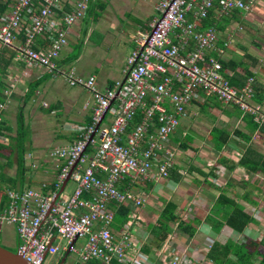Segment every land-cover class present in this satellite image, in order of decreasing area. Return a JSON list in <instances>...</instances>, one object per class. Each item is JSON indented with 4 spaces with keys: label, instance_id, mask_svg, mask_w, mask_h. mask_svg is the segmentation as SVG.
Instances as JSON below:
<instances>
[{
    "label": "built area",
    "instance_id": "1",
    "mask_svg": "<svg viewBox=\"0 0 264 264\" xmlns=\"http://www.w3.org/2000/svg\"><path fill=\"white\" fill-rule=\"evenodd\" d=\"M255 1L158 0L147 28L132 39L123 79L100 90L94 76L83 79L56 63L67 44L66 28L81 18L84 3L65 13L64 0H14L12 4L0 0V6L6 7L0 13V45L14 50L18 61L86 89L94 105L91 124L82 128L79 138L50 152L63 162L52 189L8 193L7 204L0 210V232L4 225L13 227L16 253L26 263L60 264V254L68 249L79 264L147 261L137 244H132L127 228L116 240L110 205L140 208L145 199L133 195L130 188L142 181L168 178L174 164L168 136L198 91L264 124V113L250 103L252 79L242 88L232 86L231 73L211 55L223 53L216 47L215 26L200 30L210 13L217 21L234 12L249 13ZM20 34L23 40L16 44ZM37 37L48 41L43 51L33 48ZM138 115L140 120L129 128ZM67 177L66 184L74 185L70 195L64 189L59 192ZM124 182L129 187L122 189ZM164 250L167 264H202L188 260L184 252Z\"/></svg>",
    "mask_w": 264,
    "mask_h": 264
},
{
    "label": "crops",
    "instance_id": "2",
    "mask_svg": "<svg viewBox=\"0 0 264 264\" xmlns=\"http://www.w3.org/2000/svg\"><path fill=\"white\" fill-rule=\"evenodd\" d=\"M109 1L105 3V0H64L62 10L65 13L73 12L78 3H84L85 9L81 18L66 28L67 44L56 61L60 68L73 70L76 76L83 79L94 76L96 85L100 90L111 88L115 82L123 79L122 72L125 60L132 50L131 48L127 54L125 53L126 55H123L122 65L119 68H115V71L104 69L109 67L110 63V57H107L104 51V44L108 42L110 35L114 32L119 33L120 37L118 38L125 39V30H117L121 26L116 23L118 18H120L118 15L120 14L124 18L125 12L133 11L136 4L147 0H114V7L109 6ZM13 2L14 0H9V4ZM157 2L158 0H153L151 4L147 3V7L153 10L151 15L145 13V17L136 15L130 18L131 23L134 25V30L138 32L147 28L148 23L155 15ZM260 5H264V1L256 0L249 13L234 12V17L232 15L219 21L214 18L215 23L212 26L217 28V30L215 29L217 36L216 47L223 51L221 57L217 56L218 59L233 65V70L226 69L231 73L228 76L229 82L231 79L237 85L239 84V89L245 86L249 78L252 79V98L250 103L257 106L260 112L264 113V20H260L258 14L253 15ZM142 10L140 8L137 14ZM2 12H5V10ZM94 12L96 14L91 19L90 15ZM102 14H104L105 26L98 28L99 32H97V24L101 22ZM115 15L118 17L116 18ZM244 22L254 26L252 32L243 33L247 27ZM248 28L251 29L252 27L248 25ZM112 30L114 31L111 33ZM133 37L131 38L132 43ZM22 40L23 36L20 34L16 39V44L21 43ZM47 43V39L37 37L33 48L36 51H43ZM214 54L217 55L216 52ZM106 60L107 64H104ZM0 74L1 83L4 85V88L1 89L4 90L5 96V101L0 104L2 106L0 108V122H4L3 134H0V158L3 159L4 154L8 153L7 157L4 158V163L0 165V170L2 166L9 167L14 165L16 167L14 176H9L8 178L3 176L5 179L14 180L13 189H8L7 185H4L6 186L4 188V178L0 179V185L2 186L0 202L3 197L6 199L4 205L0 207V210H2L7 204L8 193L27 188L36 190L46 188V191L52 189L63 162L61 159H55L50 156V152L55 148L71 145L79 138L82 128L91 124L94 105L92 96L86 89L70 86L62 77H53L44 68L18 61L14 50L1 45ZM231 85L236 88L234 83ZM41 95L42 97H40ZM39 97L43 100L41 107L47 109L48 112L64 109L63 112L66 119L64 118L61 129L53 134L51 131L45 132L42 129H35L32 134L29 131L30 126L25 123L24 110H26L25 115L28 118L33 117L38 123L43 126L46 125L43 114L34 105L36 98ZM7 112L10 115H7ZM19 115L22 116V121L19 120ZM251 117H253L251 114L243 113L235 106L222 104L214 98L206 97L202 91H198L196 96L185 107L184 116L180 119L179 127L169 136L167 141L169 151H172L175 155L173 157L172 170L169 172L170 177L160 181H142L130 188L132 194L136 197L144 198L145 203L137 209H134V206L131 205L129 207L126 206L128 209L127 222L122 225H120V218L116 219L114 215L111 228L114 231L116 240L119 239L120 231L127 228L132 244H137V250L146 256V262L148 263L156 261V264H167L164 250L167 247L174 252H184L188 260L207 264L206 262L210 261L207 259V254L212 242L214 240L222 241L219 237L217 238L219 235L222 236V229L219 234L215 233L207 223V228L205 227L202 230L197 225L196 227L198 228H195L196 232L192 237H188L183 233L182 235L180 233L176 235V230L174 231L173 228L162 243L153 249L151 257L148 258V255L142 252L143 245L151 242L150 228L156 222L161 211L156 212L153 224L145 226L144 233L147 235L144 236V240H138L137 235H140L139 226H141L139 224L145 222V219L143 220L142 218H147L149 215L147 213H151L148 206L149 203H146L147 192L156 189L158 185L159 187H166V182H171L172 187L178 186L184 177V173L189 175V181L193 184L191 187H206L209 188L208 191L211 189L215 190L213 187L217 185L216 182L219 178H222V175H224L225 180L220 185L225 188L245 185V180L241 179L243 175H245L243 179L248 178L247 174L254 177L261 175L260 173H248L240 167L229 169L248 150L264 157V129L260 128L261 125L257 124L254 117L250 119ZM29 132L31 134L30 142L28 141ZM48 143H52L50 151V148L47 149ZM182 144H185V146ZM28 148L30 149L28 150ZM20 149H22V158L19 161L18 154ZM12 154H14L13 161L10 158ZM188 158L193 161L194 165V170L191 173L186 172V170L190 169V164H192L187 165L185 163ZM34 163L37 165H34ZM34 172L38 173L37 176L34 175ZM47 175L50 178H45ZM10 183L11 181L7 182L11 186ZM68 184L69 182L63 188L65 195H70L74 188L72 184V187L67 190ZM125 187H129L127 182H124L120 188L124 189ZM216 187L219 186L217 185ZM193 196L197 197V199L199 197L197 194H193ZM184 197L176 196L175 199H178L175 201L170 199L168 201L174 202L178 209L179 205L192 202L189 196L187 198L190 200ZM197 199H194V202H197ZM175 213L178 216L177 210ZM201 224L200 226H202ZM208 229L212 234L216 235V238L211 239L210 242L206 241L210 235L208 234ZM173 235L175 239L172 237ZM199 241L202 242L200 246L198 245ZM208 243L211 244L208 245ZM3 244L16 248V237L15 241L5 237ZM62 255L60 254V259ZM97 264L101 263L97 262Z\"/></svg>",
    "mask_w": 264,
    "mask_h": 264
},
{
    "label": "rangeland",
    "instance_id": "3",
    "mask_svg": "<svg viewBox=\"0 0 264 264\" xmlns=\"http://www.w3.org/2000/svg\"><path fill=\"white\" fill-rule=\"evenodd\" d=\"M108 0H105V3H107ZM153 0L150 1H146V2H140L138 4L135 5V9L133 11H127L124 13V18H122V16L119 14L118 16L120 18H118V22L116 21V23L120 26V28H118L117 30L121 29V30H125L124 32V38L125 39H119L118 37H120L119 33H113L110 36V39L108 40V42H106L104 44V51L105 54L107 55V57H110V63H109V67L104 68L105 70H112L115 71V68H119L122 65L121 60H123V55L126 53H128L130 51L131 48H133V43L131 41V38L133 36L136 35V30H134V25L131 23L130 18H133L136 15H140L145 17L146 14L151 15L153 10L150 8H148L147 3L151 4ZM264 1V0H262ZM108 6V5H106ZM109 6L110 7H114V0H110L109 1ZM122 6V5H120ZM142 8L143 10L140 11L137 14V11ZM261 8V9H260ZM112 10V9H111ZM113 11V10H112ZM106 12V11H105ZM115 12V11H114ZM95 12L93 14L90 15V18H94L95 16ZM258 14V18L260 20H264V5H260V7H258L256 9V11L254 12L253 15ZM104 14H102L101 16V22L97 24V32H99L98 28H102L105 26L104 24V20L105 18L103 17ZM116 18L118 17L117 15H115ZM244 24H246V30L245 32H243L244 34L247 31L252 32V29L254 28V26L248 22H244ZM251 26L252 28L249 29L248 25ZM127 29V30H126ZM114 30L111 31V33ZM109 33V31H107ZM91 33V32H90ZM94 35V33H93ZM103 35H105V33H103ZM129 35V36H128ZM105 40V39H104ZM122 47V48H121ZM125 54V55H126ZM105 57V56H104ZM100 62V60H99ZM104 64H107V60ZM106 66V65H105ZM63 79V78H62ZM42 97V95L40 96ZM36 98L34 100H36L35 102V107L38 108V111H40L45 119V124L46 125H42L40 123H38L35 119H33V117H27V115H25L26 110L23 111L24 116H25V123L26 125L30 126L29 131H34L35 129L38 130H44L45 132H50L53 134L54 132H57L58 130L61 129V124L65 118V114H64V109L62 110H55L53 112H48L47 109L42 108L41 107V103H42V98ZM7 115L9 114V112L6 113ZM10 115V114H9ZM67 117V116H66ZM108 116L106 117V120H108ZM30 119V121H29ZM66 119V118H65ZM52 123V124H50ZM43 127V128H42ZM33 134V133H32ZM30 137L28 138V141L30 142L31 140V134L29 132ZM49 139V137H48ZM52 143H48L47 144V149H49V151L52 149ZM30 148H28L29 150ZM8 155V153L4 154V157H2L3 159L0 158V165H2L5 161L4 158H6ZM175 156V155H174ZM13 161L14 159V154L11 155L10 157ZM32 162V161H30ZM193 161H191V159H186L185 163L188 165L190 163H192ZM34 165H37L36 163H34ZM1 168V166H0ZM190 169L186 170L187 173H191L194 170V165L193 163L190 164ZM0 172L2 173L0 175V179L4 177L8 178L9 176H14L16 173V167L14 165L11 166H2V169L0 170ZM36 172V171H35ZM34 175L37 176L38 173H35ZM237 174V173H236ZM222 175V174H221ZM183 179H181L179 185L172 187L171 182H166L167 186H163V187H159V185L156 187V189H152L149 190V192H147V202L149 203V210H151V213H147L149 214L147 218H142L143 220L145 219V222L139 224L141 226L140 227V235H137L138 240H144V236H146L147 234L144 233L145 230V226H149L151 224L154 223L155 221V215L156 212L160 211L161 208L164 206V204L168 201V199L170 200H176L178 198L175 199V197H179V196H185L184 198L186 199L188 196L190 197V199H192L191 201L194 202V199H197V197H194L193 194H197L199 197L197 199V202L195 201L194 203L192 202H188V203H183L181 205H179L178 209H177V214L179 216V218L184 222L185 221H192L193 218H197L202 222H204V218L207 215V213L209 212L212 202L213 200L216 198V195L218 193L217 190H213L211 189L210 191L209 188H194L191 187L190 181H189V175L184 173L183 175ZM224 175H222V178H219L216 182V184L220 187V188H225L224 186L222 187L223 181L225 180V178L223 177ZM245 175L241 176L242 180H245V185H236V186H229L227 187V194L230 198L234 199L236 202H238V204H240L243 207V210L249 214L252 218H254L255 223L248 225V227L245 229L243 235H239L236 234L234 232L229 231L228 229H222L221 230V235L222 236H217V238L219 237V239H221V242H224L226 240V238H230L231 240H234L236 242L242 241L244 236L251 238V239H256V240H260L261 236L264 234V176L262 175H256L255 177L253 175H248L247 179H243ZM49 176H45V178H48ZM50 178V177H49ZM193 179V178H192ZM6 184H3V186ZM216 185V186H217ZM72 187V183L69 182L67 190H69ZM172 187V188H171ZM218 187V188H219ZM4 188H6V186H4ZM6 191V190H5ZM244 191L248 192L249 195V199L254 201L255 204H251L245 201H242L240 198L243 194ZM210 193V194H208ZM212 193V194H211ZM187 198V200H190ZM200 223V224H201ZM200 224L198 225L199 229H205V227L207 228L206 223L204 222L203 224H201L202 226H200ZM173 224H171L172 226ZM197 225H195V228ZM175 229V226H172V229ZM176 230V229H175ZM181 234L182 233L180 231L177 232L176 230V235L177 234ZM208 234L209 235V239L206 241L210 242L211 239L216 238V235L212 234L209 229H208ZM7 238L9 240L15 241V232L13 227L8 226V225H4L1 229L0 232V245L4 248L6 247L9 251L12 252H16V248L13 246H6L5 244H3V239ZM147 240V239H146ZM82 242V240H78L75 244L76 248H79L80 243ZM140 242V241H139ZM138 243V242H137ZM201 241H199V246L201 245ZM207 245V244H206ZM192 246V244H191ZM256 250L263 254L264 253V248L262 246H258L256 248ZM257 259V258H256ZM258 261L255 260V262ZM148 262H146L145 264H147ZM156 264V261H150V263L148 264ZM207 264H212L210 261L206 262ZM43 264H47V261H45ZM65 264H79L76 262V255L75 254H71L68 255V257L66 258ZM159 264V263H157Z\"/></svg>",
    "mask_w": 264,
    "mask_h": 264
},
{
    "label": "trees",
    "instance_id": "4",
    "mask_svg": "<svg viewBox=\"0 0 264 264\" xmlns=\"http://www.w3.org/2000/svg\"><path fill=\"white\" fill-rule=\"evenodd\" d=\"M5 10V5L0 6V12ZM66 11V10H65ZM3 13V12H2ZM233 15V14H232ZM231 15V16H232ZM234 17V15L232 16ZM238 18V16H236ZM223 19V18H221ZM220 19V20H221ZM213 13L209 14V17L205 19L201 26V28H207L212 26L214 22ZM217 30V28L215 27ZM246 30V29H245ZM213 57H215L222 65L223 68L228 70H233V65H229V63H225L218 59L217 55L214 52L211 53ZM235 78V77H234ZM229 80V79H228ZM230 83L236 85L238 89L239 84L237 85L234 81L230 79ZM4 85L1 83V74H0V104L5 101L4 96ZM185 110V109H184ZM253 116V115H252ZM254 117V116H253ZM251 117L250 119H252ZM19 120L22 121V116L19 115ZM140 120L139 115L136 116V119L130 123V127H133ZM257 124H259L257 122ZM180 122L177 128L179 127ZM155 127L157 125H154ZM256 126V124H255ZM4 127V122H0V134L2 135V130ZM261 129H264V124H261ZM175 130V131H176ZM174 131V132H175ZM173 132V133H174ZM172 133V134H173ZM169 138V136H168ZM185 146V144H182ZM252 154V155H251ZM19 161L22 158V149L19 150ZM236 167H240L245 169L248 173L255 174L260 173L264 176V157L255 154L254 152L248 150L247 153H244L242 157L234 164H232L229 169H235ZM172 170L169 169V172ZM170 177V176H168ZM4 178V177H3ZM175 179V178H174ZM7 180V181H6ZM4 184L7 185V188L13 189L14 188V180L13 179H5ZM11 181V186L7 184V182ZM2 186L0 185V192ZM215 190L218 191V195L216 199L211 205V208L208 214L204 218V222L207 223L213 232L220 233V230L224 227L239 235H243L245 229L248 225L255 223L254 218H252L249 214H247L243 207L238 204L234 199L230 198L227 194V188H218L216 186L213 187ZM42 190V189H41ZM42 191H46L44 188ZM242 201L255 204L254 201L249 199V195L247 191H244L241 198ZM4 197L1 199L0 207L5 203ZM110 208L114 212L115 218H120V225L127 222V214L128 209L123 204H117L112 202ZM177 210V205L172 202L168 201L164 204L161 211L159 212L158 218L156 222L150 228V235H151V242L148 244H144L142 248V252L148 255V258L151 257L153 254V249L158 247L162 241L166 238L167 234H169L173 229L172 226H175V229L183 233L188 237H192L195 230V225L200 224V220L197 218H193L190 221H182L179 216L176 215L175 211ZM171 224H173L171 226ZM174 229V231H175ZM258 246H262L264 248V234L261 236L260 240L251 239L248 237L243 238L242 241L236 242L227 238L224 242L214 240L211 244V248L207 254V259L210 260L214 264H264V253H259L256 248ZM255 262V260H257ZM89 264H97L96 261H91Z\"/></svg>",
    "mask_w": 264,
    "mask_h": 264
},
{
    "label": "water",
    "instance_id": "5",
    "mask_svg": "<svg viewBox=\"0 0 264 264\" xmlns=\"http://www.w3.org/2000/svg\"><path fill=\"white\" fill-rule=\"evenodd\" d=\"M68 180V177L63 182L60 191L63 190L66 182ZM59 191V192H60ZM70 255V250L68 249L65 254L62 256L60 260V264H64L66 261V258ZM0 264H28L26 263L21 256H19L16 252L9 251L8 249L2 247L0 245Z\"/></svg>",
    "mask_w": 264,
    "mask_h": 264
}]
</instances>
